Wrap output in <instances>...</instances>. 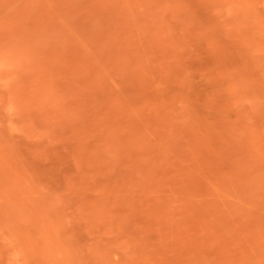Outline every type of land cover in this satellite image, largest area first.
Here are the masks:
<instances>
[{
  "label": "rangeland",
  "instance_id": "rangeland-1",
  "mask_svg": "<svg viewBox=\"0 0 264 264\" xmlns=\"http://www.w3.org/2000/svg\"><path fill=\"white\" fill-rule=\"evenodd\" d=\"M0 264H264V0H0Z\"/></svg>",
  "mask_w": 264,
  "mask_h": 264
}]
</instances>
